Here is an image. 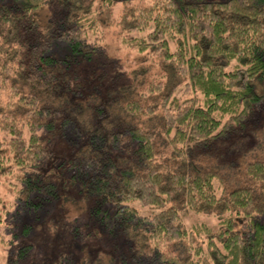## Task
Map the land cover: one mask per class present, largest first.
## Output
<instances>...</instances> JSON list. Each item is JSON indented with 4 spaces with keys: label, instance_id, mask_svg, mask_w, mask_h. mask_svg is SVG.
I'll return each instance as SVG.
<instances>
[{
    "label": "trees",
    "instance_id": "obj_1",
    "mask_svg": "<svg viewBox=\"0 0 264 264\" xmlns=\"http://www.w3.org/2000/svg\"><path fill=\"white\" fill-rule=\"evenodd\" d=\"M118 3L123 33L107 57ZM131 49L141 58L108 78ZM257 82L264 0H0V176L15 191L12 208L0 195V263L45 264L18 202L46 187L37 211L55 195L46 141L71 125L85 138L67 166L85 175V192L114 202L134 248L123 264H264V160L218 194L224 176L206 158L264 105ZM134 200L160 211L140 215ZM188 212L214 213L217 227L188 230Z\"/></svg>",
    "mask_w": 264,
    "mask_h": 264
},
{
    "label": "rangeland",
    "instance_id": "obj_2",
    "mask_svg": "<svg viewBox=\"0 0 264 264\" xmlns=\"http://www.w3.org/2000/svg\"><path fill=\"white\" fill-rule=\"evenodd\" d=\"M119 8L118 3L111 13L112 21L109 29L113 33L109 31L111 41L105 51L107 57L113 56L117 47L112 40L123 33L118 30L117 24ZM55 9H57L55 4H51L38 15H41V19L45 21L48 15L56 11ZM170 47L173 48L172 40ZM120 53L122 54L121 50ZM127 55L128 59L115 57L117 63H114V72L108 70V78L117 72L115 70L118 64L121 72L124 73L125 70L133 67L135 61L143 54L131 49ZM101 60L104 61V56ZM94 69L96 71L94 75H97L98 68L94 67ZM256 89L260 92L264 91V84L257 82ZM84 138V134L71 125L51 136L46 141V145L51 149L52 156L47 159L43 174H47L46 178L54 183L55 195L49 200H42L37 211L32 202L52 193L48 192L46 187L38 190L35 193L36 197L21 198L18 202V208L25 203L23 220L33 224L29 233V242L34 246L35 262L51 264L62 258L70 264H123L130 262L132 258L134 248L114 217L116 207L114 202L85 192L83 185L85 175L80 173L76 166H67L73 156L78 154ZM212 150L213 152L206 155V158L209 157L210 163L224 176V180L216 179L215 182L219 194L225 186L229 189L241 183L240 178L246 163L255 159L264 160V105L256 109L243 129L231 133ZM8 178L7 181L14 179L10 176ZM7 181L5 182L4 176H0V195L10 204L15 199V191L13 185ZM14 184L17 185V182ZM126 204L135 208L140 215H152L160 211V208L142 205L138 200ZM242 220L246 222V219L241 218L236 219V222L242 223ZM182 222L193 232L195 227L202 224L216 228L218 218L214 213L188 212L184 214ZM18 223L22 224V221ZM238 226L239 231L245 228L244 225ZM3 255L4 252L0 250V256Z\"/></svg>",
    "mask_w": 264,
    "mask_h": 264
}]
</instances>
